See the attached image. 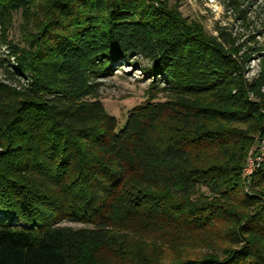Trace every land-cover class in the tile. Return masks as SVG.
Segmentation results:
<instances>
[{"label":"trees","instance_id":"16d2710c","mask_svg":"<svg viewBox=\"0 0 264 264\" xmlns=\"http://www.w3.org/2000/svg\"><path fill=\"white\" fill-rule=\"evenodd\" d=\"M40 1L0 0L1 27L44 12L27 48L8 43L19 90L0 83V264H264V152L247 193L253 141L238 127L264 134V49L245 47L254 37L208 35L161 0ZM253 55L259 72L247 78ZM139 60L164 98L118 127L100 79ZM135 224L180 239L222 224L230 247L159 260L116 236Z\"/></svg>","mask_w":264,"mask_h":264},{"label":"rangeland","instance_id":"374dc122","mask_svg":"<svg viewBox=\"0 0 264 264\" xmlns=\"http://www.w3.org/2000/svg\"><path fill=\"white\" fill-rule=\"evenodd\" d=\"M171 10L189 23H195L204 29L208 35H215L216 27H227L237 37L238 43L245 42V47H261L264 49V0H233L242 10H245V20L238 19L237 13L228 7L227 0H161ZM44 2L43 0L40 3ZM43 10L40 7L33 9L31 14L15 13L10 17L5 27L0 26V83L11 89L19 90V84L15 81L17 75L6 58L13 60L8 54L9 45H15L19 49L27 48L28 42L36 32L37 24L42 18ZM10 56V57H9ZM262 56L253 55L246 66L244 77L251 78L259 72V60ZM140 66V67H138ZM147 67L142 60L137 61L136 66L118 63L113 72L107 78L100 79L102 85L99 89V100L104 110L117 120L118 127L125 121L129 109L139 105L148 97L163 99L158 90L150 85L152 80L141 71ZM5 70L14 74L13 79H6ZM152 88V89H151ZM246 136L252 139L253 144L246 151L241 169V186L247 193L254 192L251 174L257 166L256 161L261 160L264 148V134L252 133L245 126H238ZM237 127V128H238ZM251 141V140H250ZM260 158V159H259ZM255 169V168H254ZM253 170V171H250ZM250 171V172H249ZM200 193L207 194L205 188ZM239 213H248L246 207L236 206ZM63 225L80 227L79 224L64 222ZM222 224H216L215 228L201 232L189 233L184 239L177 238L173 230H158L149 225H130L117 228L115 234L125 239L129 244H142L147 253L159 260H173L176 255L183 257H200L208 253H221L230 247V244L220 238L223 230ZM120 262V261H118Z\"/></svg>","mask_w":264,"mask_h":264},{"label":"built area","instance_id":"2783aa9c","mask_svg":"<svg viewBox=\"0 0 264 264\" xmlns=\"http://www.w3.org/2000/svg\"><path fill=\"white\" fill-rule=\"evenodd\" d=\"M263 152H264V148H263ZM263 152L261 153V155L263 154ZM259 159H260V158H259ZM261 159H262V158H261ZM260 162H261V160H259L258 162L256 161V163H255V164H257V165H258ZM254 168H255V167H254ZM254 168H253V170H254ZM253 170H250V171H253ZM250 171H249V172H250Z\"/></svg>","mask_w":264,"mask_h":264}]
</instances>
